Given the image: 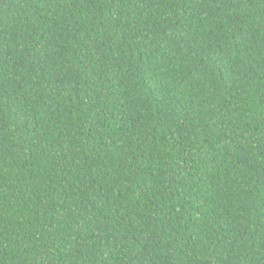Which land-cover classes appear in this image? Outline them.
Listing matches in <instances>:
<instances>
[{
    "label": "trees",
    "instance_id": "obj_1",
    "mask_svg": "<svg viewBox=\"0 0 264 264\" xmlns=\"http://www.w3.org/2000/svg\"><path fill=\"white\" fill-rule=\"evenodd\" d=\"M0 264H264V0H0Z\"/></svg>",
    "mask_w": 264,
    "mask_h": 264
}]
</instances>
